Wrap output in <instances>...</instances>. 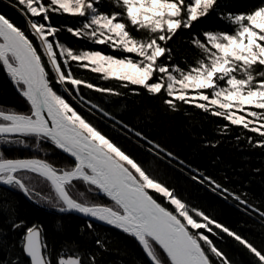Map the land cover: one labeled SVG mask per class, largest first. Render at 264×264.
<instances>
[{"label":"snow or ice","instance_id":"snow-or-ice-1","mask_svg":"<svg viewBox=\"0 0 264 264\" xmlns=\"http://www.w3.org/2000/svg\"><path fill=\"white\" fill-rule=\"evenodd\" d=\"M108 4V10H102L104 0H15L9 6L23 18V26L0 11V66L29 105L27 112H21L0 104V143L28 147L22 137H34L35 149L43 151L41 142H48L74 158L73 166L58 169L46 159L9 158L0 150V185L12 186L32 198L34 189L22 173L36 174L54 189L57 203L63 205L60 212L88 217V229H93V221H101L121 230L137 242L150 264H234L211 238L223 239V234L247 251L250 264H264V249L186 204L144 161L77 110L80 106L89 113L96 109L116 121L104 107L87 99L82 88L105 99L146 92L160 96L170 111L188 105L221 118L228 122L220 127L222 133L239 126L258 134V139L248 137L249 144L264 148V0H257L246 11L231 10L230 0H108ZM211 13L231 26V31L193 32ZM64 16L78 18V26L53 24V17ZM184 31L191 33L187 43L192 59L182 64L175 59L170 42ZM61 32L104 45L118 55L69 47L60 41ZM73 62L118 86L102 87L77 77ZM116 123L131 131L137 143L143 140L151 145L148 151L157 157L162 152L176 158L142 131L123 121ZM200 175L193 179L252 207L211 177L201 180ZM74 181L83 182L87 192L103 194L113 203L89 202L87 192L74 196L70 191ZM44 199L51 203V197ZM9 207L0 202V237L6 229H23L22 250L29 264H99L95 253L59 255L54 261L47 253L42 226H27L24 220L5 215ZM260 215L264 217V212ZM94 243L102 252L109 251L105 240L97 238ZM0 264L22 262L0 259Z\"/></svg>","mask_w":264,"mask_h":264},{"label":"trees","instance_id":"trees-1","mask_svg":"<svg viewBox=\"0 0 264 264\" xmlns=\"http://www.w3.org/2000/svg\"><path fill=\"white\" fill-rule=\"evenodd\" d=\"M14 2L15 0H0V11L23 26V18L9 6ZM230 2L233 4L231 10L246 11L256 4L257 0H230ZM108 7V0H104L102 10H108ZM52 22L54 25L78 26V18L68 16L53 17ZM207 30L231 31V26L218 19L215 13H211L209 17L195 25L193 32L199 34L200 31ZM190 35L191 33L187 31L180 32L174 41L170 42L175 59L182 64L185 60L191 62L192 59V49L187 43ZM59 39L63 44L74 49H95L106 54L118 55L115 50L104 45H95L66 32H61ZM72 69L77 77L99 86L114 88L118 86L115 81L98 79L99 74L79 68L75 62L72 64ZM57 90H59L58 85ZM122 91L127 90L122 89ZM82 94L93 103L104 107L105 111L116 118V121H123L137 132L142 131L149 140L160 144L176 158L166 157L162 152L157 157L154 152L148 151L151 145L143 140L137 143V137L116 121L96 109L89 113L87 107H78L77 110L86 119L115 143L144 161L152 174L166 186L174 189L175 194L186 204L205 211L218 222L249 239L258 248L264 249V217L260 215V212H264V148L253 147L248 141L249 136L258 139V134L250 133L239 126H231L230 131L222 133L220 127L228 122L221 118L213 117L188 105H182L177 112L170 111L160 96L153 97L146 92H141L139 95L129 92L123 97L105 99L100 93L82 88ZM0 104L14 106L21 112L29 110V105L14 90L2 66H0ZM73 106L75 107L76 104ZM22 139L29 145L28 147L0 143V150L9 158L46 159L58 169L73 166V159L62 151L54 149L50 143L41 142L40 148L43 149L41 151L32 147L36 144L34 137H22ZM217 141L219 143H216ZM25 174L32 173H22ZM199 174H202L201 180L205 176L211 177L224 188L229 189L230 193L239 195L241 201L246 199L248 205L252 207L249 208L237 201L230 194L221 195L219 191L214 192L207 183L193 179ZM42 180L45 181L43 178ZM26 183L28 184L27 180ZM73 183L75 188L70 191L74 196L78 192H87V186L83 182ZM37 191L34 189L33 197L29 198L19 189L0 185V202L10 206L5 215L17 220L22 219L27 226L33 224L42 226L47 253L54 261L59 255L79 252L85 255L95 253L99 264H150L137 242L121 230L97 222H93V229H88L85 227L88 219L74 212H60L59 207H62V204L45 202ZM87 199L89 202L99 204L113 203L103 194L91 192H87ZM161 202L165 203L162 199ZM12 208L15 212L11 211ZM254 209H259V212ZM24 234L23 229L5 230L4 236L0 237L3 241L0 243V259L29 264L22 250ZM97 238L106 241L109 251L102 252L99 249L94 243ZM211 238L234 264H250V255L234 239L226 234H223V239Z\"/></svg>","mask_w":264,"mask_h":264},{"label":"rangeland","instance_id":"rangeland-1","mask_svg":"<svg viewBox=\"0 0 264 264\" xmlns=\"http://www.w3.org/2000/svg\"><path fill=\"white\" fill-rule=\"evenodd\" d=\"M51 39V38H50ZM26 180L28 181V186L32 189H36L41 199H43L45 202H48L44 199V197H51V203L50 204H56L57 198L54 189L47 183L46 181H43L42 178L34 177L36 174H25L24 175Z\"/></svg>","mask_w":264,"mask_h":264},{"label":"water","instance_id":"water-1","mask_svg":"<svg viewBox=\"0 0 264 264\" xmlns=\"http://www.w3.org/2000/svg\"><path fill=\"white\" fill-rule=\"evenodd\" d=\"M68 155V154H67ZM69 156V155H68ZM70 157V156H69ZM70 158H72V157H70ZM73 160H74V158H72ZM72 212H74V211H72ZM74 213H76V214H78V215H80V216H82V217H85L86 219H88L89 220V218L88 217H86V216H84L83 214H80V213H77V212H74ZM93 222H97V223H100V224H103V225H108V224H106V223H104V222H101V221H93ZM108 226H111V225H108ZM24 253V252H23ZM24 255L26 256V254L24 253ZM26 258L29 260V258L26 256Z\"/></svg>","mask_w":264,"mask_h":264}]
</instances>
